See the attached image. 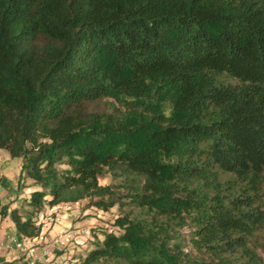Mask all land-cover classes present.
Masks as SVG:
<instances>
[{"label":"trees","instance_id":"16d2710c","mask_svg":"<svg viewBox=\"0 0 264 264\" xmlns=\"http://www.w3.org/2000/svg\"><path fill=\"white\" fill-rule=\"evenodd\" d=\"M0 148L19 239L88 200L78 264H264V0H0Z\"/></svg>","mask_w":264,"mask_h":264},{"label":"rangeland","instance_id":"374dc122","mask_svg":"<svg viewBox=\"0 0 264 264\" xmlns=\"http://www.w3.org/2000/svg\"><path fill=\"white\" fill-rule=\"evenodd\" d=\"M0 149L8 153L5 149ZM22 162L23 160L21 157H11L9 154L7 159H2V161L0 162V176L2 175L1 172L5 173V177L10 181V183H12L16 178V181H14V186L16 187V197L12 199L7 198L8 202L0 201V205H9V208L15 206L19 207L21 203H24V199L28 197L27 195H29V192L31 190V188H29V185L31 184L30 181L25 177L22 179L21 183L19 182L20 184H22L19 185V188L16 184L18 176L21 173ZM99 182L101 184H107L111 182V179L109 176H104L99 179ZM87 205L88 200H82L71 204H64L60 207V210L63 211V214H65V216L57 220L55 219L57 218L55 212L48 211L46 205L42 208L43 212H45V216L50 218V226H53L56 223L59 225H63L66 220H68L71 222V224L65 230L72 231L74 235L73 241L67 247L57 251H53L52 260H50V262H52L56 256H59L61 254H63L64 256H68L71 252H78L79 255L84 254L83 250H81L80 247V245H82L85 241V239L82 237V228H88L87 230H89L86 243L93 237V233L101 235L102 231L99 229L112 228V219L117 214L116 208H112L108 211H101L96 209L95 207H88ZM23 210L24 209H20L21 212H23ZM43 234L47 238L49 237V235H51L49 229H45ZM73 263L78 264L77 262ZM57 264H66V261L64 262V260H62L61 262H57Z\"/></svg>","mask_w":264,"mask_h":264},{"label":"crops","instance_id":"0c3cea01","mask_svg":"<svg viewBox=\"0 0 264 264\" xmlns=\"http://www.w3.org/2000/svg\"><path fill=\"white\" fill-rule=\"evenodd\" d=\"M8 154L9 153H6L2 149H0V156H1L0 162L2 161V159H7ZM1 174H2L1 176L3 177H5L6 175L5 173L2 172ZM14 181H16V178ZM14 181L10 183V181L8 180V185L6 187L0 185V201L8 202L7 198L12 199L16 197V189H15L16 187L14 186L15 185ZM64 204H71V203H62L52 207L47 206L48 211L55 212V215H57V218H55L56 220L65 216V214H63V211L60 210V207ZM37 219H38L37 220L38 223L42 224L40 233H44L45 229H49L51 235L57 233L58 231L67 229L71 224L70 221L66 220V222L63 225H59L56 223L53 226H50V218L45 216V212H43V210L40 211V213L37 216ZM87 229L88 228L81 229V232L83 234L82 237L85 239L83 244L80 245L81 250H83V252L87 249L86 240L89 233V230ZM51 235H49V237ZM13 238L16 240H20L16 235L13 222L11 221L8 215H6L5 217H0V264H27L25 254L15 247V245L12 242ZM55 250L57 251L60 249H55ZM53 251L54 250L51 249L45 251L43 246H40L38 251L39 258L36 264H57V262H61L62 260H64V262L66 261V264H74L73 262H77L79 256L81 255V254L79 255L78 252H74V253L71 252L69 253L68 256H64L63 254H61L59 256H56L55 259L52 262H50V260H52Z\"/></svg>","mask_w":264,"mask_h":264},{"label":"built area","instance_id":"2783aa9c","mask_svg":"<svg viewBox=\"0 0 264 264\" xmlns=\"http://www.w3.org/2000/svg\"><path fill=\"white\" fill-rule=\"evenodd\" d=\"M73 232L61 230L51 235L48 239L43 233H39L32 238H22L20 240L12 239L15 247L25 254L27 264H36L39 258V247L43 246L44 250L63 249L73 241Z\"/></svg>","mask_w":264,"mask_h":264}]
</instances>
